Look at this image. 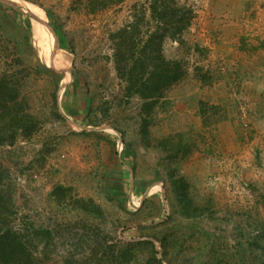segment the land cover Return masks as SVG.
<instances>
[{"label":"rangeland","instance_id":"rangeland-1","mask_svg":"<svg viewBox=\"0 0 264 264\" xmlns=\"http://www.w3.org/2000/svg\"><path fill=\"white\" fill-rule=\"evenodd\" d=\"M5 1L0 68L22 71L36 128L0 144V225L32 263L264 264V108L245 91L264 0H168L190 15L161 47L184 76L148 110L115 44L133 22L157 30L153 0Z\"/></svg>","mask_w":264,"mask_h":264},{"label":"trees","instance_id":"trees-1","mask_svg":"<svg viewBox=\"0 0 264 264\" xmlns=\"http://www.w3.org/2000/svg\"><path fill=\"white\" fill-rule=\"evenodd\" d=\"M88 1L90 11L95 12L123 0ZM171 1L153 0L152 13L161 24L146 41L140 38L137 22L127 25L116 35L115 56L120 77L128 82L129 93L135 92L145 100V110L184 76L181 64L165 60L161 53L164 35L172 29L174 37L189 25L190 15L186 11L179 14L180 9L169 6ZM12 68L13 65L0 68V144L12 143L17 134L28 137L36 128L35 116L28 112L27 100L19 89L22 71ZM0 264H33L32 255L19 235L9 227L3 230L1 225Z\"/></svg>","mask_w":264,"mask_h":264},{"label":"crops","instance_id":"crops-1","mask_svg":"<svg viewBox=\"0 0 264 264\" xmlns=\"http://www.w3.org/2000/svg\"><path fill=\"white\" fill-rule=\"evenodd\" d=\"M128 1V0H127ZM126 0L121 2L118 6L122 7L123 12H131L132 7L126 6ZM259 53H262L261 55H264V51H259ZM263 64V63H262ZM261 64V65H262ZM263 67V66H262ZM262 67H255L256 71H263ZM259 69V70H258ZM258 76V77H257ZM246 94L248 96V102L250 101V105L253 107L258 108H264V73H255L254 72V83L251 84V87L248 88V90H245ZM263 112V109H261Z\"/></svg>","mask_w":264,"mask_h":264},{"label":"water","instance_id":"water-1","mask_svg":"<svg viewBox=\"0 0 264 264\" xmlns=\"http://www.w3.org/2000/svg\"><path fill=\"white\" fill-rule=\"evenodd\" d=\"M5 1V0H4ZM5 2H7V1H5ZM25 13L26 14H29L30 16H32L33 18H36L37 19V17L30 11V10H28V11H25ZM43 24H45V26H47L52 32H53V30H52V28L45 22H43V21H41ZM54 33V32H53ZM54 35H55V33H54ZM56 37V36H55ZM57 38V37H56Z\"/></svg>","mask_w":264,"mask_h":264},{"label":"bare ground","instance_id":"bare-ground-1","mask_svg":"<svg viewBox=\"0 0 264 264\" xmlns=\"http://www.w3.org/2000/svg\"><path fill=\"white\" fill-rule=\"evenodd\" d=\"M45 23V22H44Z\"/></svg>","mask_w":264,"mask_h":264}]
</instances>
